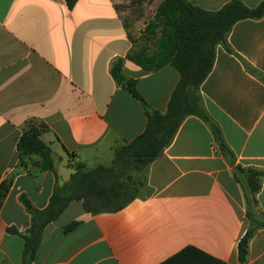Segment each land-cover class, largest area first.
Here are the masks:
<instances>
[{
  "label": "crops",
  "instance_id": "crops-1",
  "mask_svg": "<svg viewBox=\"0 0 264 264\" xmlns=\"http://www.w3.org/2000/svg\"><path fill=\"white\" fill-rule=\"evenodd\" d=\"M123 0H0V184H12L0 207V264H20L30 216L25 196L47 206L55 176L27 162L16 144L29 120L44 123L40 139L51 149L59 185L76 164L109 166L114 149L146 126L141 103L117 85L110 68L136 81L147 105L164 113L179 75L170 66L146 71L128 60L133 44L117 4ZM125 1V0H124ZM127 1V0H126ZM217 11L230 0H190ZM254 8L263 0H241ZM230 48L264 74V16L241 20ZM201 105L219 128L233 165L263 172L259 208L264 212V83L217 46L213 68L199 89ZM78 224L70 231L64 227ZM249 227L243 191L208 124L183 120L171 143L149 164L138 197L114 213H85L73 201L46 226L32 264H160L194 247L226 264H240L237 244ZM244 264H264V229L249 241Z\"/></svg>",
  "mask_w": 264,
  "mask_h": 264
},
{
  "label": "trees",
  "instance_id": "trees-1",
  "mask_svg": "<svg viewBox=\"0 0 264 264\" xmlns=\"http://www.w3.org/2000/svg\"><path fill=\"white\" fill-rule=\"evenodd\" d=\"M72 9L78 0H64ZM136 2L137 0H127ZM264 16V0L256 7H247L241 0H230L217 11L203 10L190 0H161L152 20L142 33L143 42L150 43L138 51H131L126 58L146 71H158L172 67L179 75L167 109L164 113L150 108L136 88V81L122 73V59L114 62L110 74L115 83L137 99L145 112V130L131 142L116 147L109 166L92 169L78 163L69 179L58 184L51 149L40 136L47 126L29 120L23 126L17 141V158L20 167L27 162L40 172L51 171L55 183L48 204L37 209L23 195L20 202L30 216V226L20 233L15 228L7 229L10 234L23 240L20 264H32L35 253L43 238L46 226L55 222L73 201L81 203L85 213L96 215L114 213L136 199L146 185L149 164L157 159L169 146L183 120L196 116L208 124L223 156L233 169V178L243 191L246 217L249 227L237 244L240 264L247 260L248 245L254 233L264 229V212L259 208L257 194L261 190L263 172L259 169L233 165V155L225 145L219 128L210 120L201 105L200 86L210 74L217 46L237 58L245 71L264 83V74L252 67L228 45V36L235 23ZM12 184V177L0 184V207ZM78 223L72 222L64 231L72 230ZM160 264H226L194 247H185Z\"/></svg>",
  "mask_w": 264,
  "mask_h": 264
},
{
  "label": "rangeland",
  "instance_id": "rangeland-1",
  "mask_svg": "<svg viewBox=\"0 0 264 264\" xmlns=\"http://www.w3.org/2000/svg\"><path fill=\"white\" fill-rule=\"evenodd\" d=\"M161 0H137L136 2L120 1L117 4V11L119 12L123 23L129 31L133 48L131 51H138L145 45L148 48L150 43H144L142 40V33L145 25L152 20L153 14L157 4Z\"/></svg>",
  "mask_w": 264,
  "mask_h": 264
}]
</instances>
